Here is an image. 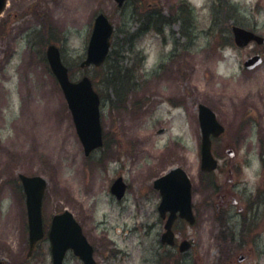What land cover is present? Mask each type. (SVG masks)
Listing matches in <instances>:
<instances>
[{
	"label": "rangeland",
	"instance_id": "rangeland-1",
	"mask_svg": "<svg viewBox=\"0 0 264 264\" xmlns=\"http://www.w3.org/2000/svg\"><path fill=\"white\" fill-rule=\"evenodd\" d=\"M99 13L114 27L110 53L103 67L83 70ZM232 24L264 37V0H127L122 8L113 0H7L0 16V260L51 264L47 239L27 256L18 180L25 174L47 181L45 230L68 210L99 264H157L160 256L168 264H221L241 254L250 259L244 264H264V61L243 67L256 53L264 58V46L237 48ZM51 44L70 79L88 76L100 97L104 145L89 157L50 71ZM114 67L126 70L121 101L107 78ZM199 104L226 131L211 176L200 172ZM29 118L49 144L38 149L35 131L23 132ZM175 167L191 180L196 219L175 226L194 240L177 263V253L160 249V196L152 188ZM119 176L127 185L122 201L110 193ZM63 264L82 263L68 253Z\"/></svg>",
	"mask_w": 264,
	"mask_h": 264
},
{
	"label": "water",
	"instance_id": "water-1",
	"mask_svg": "<svg viewBox=\"0 0 264 264\" xmlns=\"http://www.w3.org/2000/svg\"><path fill=\"white\" fill-rule=\"evenodd\" d=\"M114 1L118 7H122L126 0ZM5 5L6 0H0V14ZM231 30L235 44L241 48L252 41L258 45L264 44V39L252 32L238 27H232ZM112 32L113 27L108 19L103 14H99L94 21L86 58L80 64L81 68L99 67L103 64L109 52V39ZM46 55L51 71L63 91L72 114L76 132L83 145L85 155H89L92 150L102 145L99 97L93 90L89 78L83 77L77 83L69 80L68 70L62 64L60 53L55 46H49ZM261 62L260 56H254L246 61L244 66L251 70L260 65ZM198 117L202 133L201 170L203 172H212L217 168V160L211 152V137H219L224 132V128L217 122L215 114L204 105L199 106ZM229 155L232 157L233 153L229 152ZM19 179L26 196L29 244L32 250L36 242L44 236L41 206L46 181L38 176L27 177L20 175ZM154 187L160 191L162 197L159 206L161 216L164 217L167 211L170 212L165 225L166 232L161 236V242L173 245L174 235L171 227L176 218V213L179 212V216L186 219L189 223L192 224L194 222L191 209L192 186L186 173L182 169L176 168L156 180ZM125 190L126 186L121 178L117 179L111 187V192L117 199L123 197ZM48 238L51 245L52 264H62L67 250H72L83 264H95L91 246L83 236L81 227L68 211H64L52 218ZM189 247L190 244L188 242H182L179 246V251L183 253ZM0 264L7 263L0 261Z\"/></svg>",
	"mask_w": 264,
	"mask_h": 264
},
{
	"label": "flooded vegetation",
	"instance_id": "flooded-vegetation-1",
	"mask_svg": "<svg viewBox=\"0 0 264 264\" xmlns=\"http://www.w3.org/2000/svg\"><path fill=\"white\" fill-rule=\"evenodd\" d=\"M153 191H154V189H153ZM224 206H227L226 205V203L224 204ZM182 224H184V222L183 221H180ZM174 232H175V234H176V236H177V238H176V244H175V246L172 248V250L174 251V252H176L177 251V244L180 242V240H183L184 238H183V236H182V234H181V232H179V231H175L174 230ZM90 243V242H89ZM91 244V243H90ZM92 245V244H91ZM92 247H93V245H92ZM161 248V250H168L167 248H165V247H163V246H160ZM38 248V246H36L35 247V249L34 250H36ZM97 251H96V249L93 247V256L95 255V253H96ZM243 256V259L240 261V259H239V257H237V256H234V257H230V258H227V260H225L224 262H222L221 264H244L245 262H248V261H250V259H249V257H248V255H242ZM163 257V256H162ZM178 257L179 256H175V259H176V261H175V263H177V260H178ZM184 256H180L179 258H183ZM235 258H237L236 260H235ZM242 258V257H241ZM166 259V258H165ZM96 263L97 264H99L97 261H96ZM250 263V262H249ZM249 263H247V264H249ZM157 264H168V259L167 260H162L161 259V256L158 258V260H157Z\"/></svg>",
	"mask_w": 264,
	"mask_h": 264
},
{
	"label": "trees",
	"instance_id": "trees-1",
	"mask_svg": "<svg viewBox=\"0 0 264 264\" xmlns=\"http://www.w3.org/2000/svg\"><path fill=\"white\" fill-rule=\"evenodd\" d=\"M125 72H126V70L123 69L122 67H120V68L114 67L113 70H109L107 72V78L112 82L111 86L113 88H115V90H116L115 98H116V100L118 99L119 101L123 100L122 96L124 94L123 90L125 87H124V84L122 83V76L125 74ZM116 86H117V88H116Z\"/></svg>",
	"mask_w": 264,
	"mask_h": 264
},
{
	"label": "bare ground",
	"instance_id": "bare-ground-1",
	"mask_svg": "<svg viewBox=\"0 0 264 264\" xmlns=\"http://www.w3.org/2000/svg\"><path fill=\"white\" fill-rule=\"evenodd\" d=\"M25 125H24V130L26 134H31L35 131L36 133V140H35V144L37 146V148L39 149L40 147H42L44 144H49L47 142V136L45 135V133L40 132L38 127H39V122L36 123L33 119L31 120L30 118L28 120L25 121Z\"/></svg>",
	"mask_w": 264,
	"mask_h": 264
},
{
	"label": "clouds",
	"instance_id": "clouds-1",
	"mask_svg": "<svg viewBox=\"0 0 264 264\" xmlns=\"http://www.w3.org/2000/svg\"><path fill=\"white\" fill-rule=\"evenodd\" d=\"M151 62V61H150Z\"/></svg>",
	"mask_w": 264,
	"mask_h": 264
}]
</instances>
